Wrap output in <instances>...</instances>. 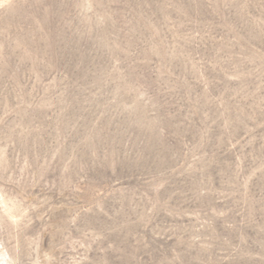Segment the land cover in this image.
Segmentation results:
<instances>
[{
    "label": "rangeland",
    "instance_id": "374dc122",
    "mask_svg": "<svg viewBox=\"0 0 264 264\" xmlns=\"http://www.w3.org/2000/svg\"><path fill=\"white\" fill-rule=\"evenodd\" d=\"M0 264H264V0H0Z\"/></svg>",
    "mask_w": 264,
    "mask_h": 264
}]
</instances>
